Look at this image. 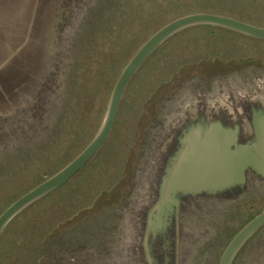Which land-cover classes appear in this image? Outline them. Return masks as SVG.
<instances>
[{
	"label": "rangeland",
	"instance_id": "obj_1",
	"mask_svg": "<svg viewBox=\"0 0 264 264\" xmlns=\"http://www.w3.org/2000/svg\"><path fill=\"white\" fill-rule=\"evenodd\" d=\"M68 1L17 0L16 11L30 15L31 20L34 18L37 40L46 39L47 60L48 46L52 45L62 8ZM90 1L71 5L72 22L63 32L62 45L68 57L53 78L55 82L50 85L45 105L38 112L28 110L14 119L0 121V215L88 145L102 122L120 72L167 19L212 10L264 26V0H144V7L137 6V13L132 12L129 18L114 15L103 21L99 19L102 23L99 35H104L106 42L101 48L123 51L111 62L92 56L84 65L78 62L77 43L73 42L85 33L86 19H93V14L98 17L100 8H95L105 0H96L99 3L92 8L88 6ZM11 6L12 3L0 2L1 11ZM142 14L141 19L150 21L151 26L139 32L138 17ZM125 20H130L132 25H125ZM115 30L123 36L122 40L112 38L110 33ZM10 35L11 24H8ZM41 52L42 48L31 58L39 57ZM150 59L130 84L105 147L84 173L73 178L74 192L67 194L63 188L59 194L60 223L76 216L83 208L94 207V210L86 230L68 223L70 227L62 233L59 247L65 241L69 246L59 248L57 264H74V260L77 264L81 254L88 256L86 264H140L135 255L134 218L148 199L152 167L162 141L169 134L167 124L189 106L216 103L227 108L241 107L264 80V40L225 29H187L168 40ZM12 72V65L0 72L3 87L10 84ZM22 78L28 79L27 68ZM62 80H65L63 88L59 86ZM3 93L15 96L8 87L5 92L0 89V112L9 107ZM261 94L257 99H264V88ZM23 158V162L13 161ZM248 186L241 195L234 189L231 191L236 193L234 196L200 197L203 205L195 200L190 202L191 208L179 222L185 264H219L235 234L264 211V182L254 180ZM63 207L67 208L62 211ZM79 236L81 240L90 237L92 249L80 250L81 254H77L78 249L73 245ZM71 247L74 255L65 260ZM2 259L3 255L0 263ZM235 264H264V228L244 247Z\"/></svg>",
	"mask_w": 264,
	"mask_h": 264
},
{
	"label": "water",
	"instance_id": "obj_2",
	"mask_svg": "<svg viewBox=\"0 0 264 264\" xmlns=\"http://www.w3.org/2000/svg\"><path fill=\"white\" fill-rule=\"evenodd\" d=\"M2 1L12 6L6 11L0 10V55L3 58L0 72L13 66L7 87L15 96L3 93V100L9 102V107L0 112V121L14 119L28 110H40L45 105L47 92L61 67L63 32L71 24L70 16L74 12L71 5L83 2L69 0L64 3L57 32L55 28L52 45L48 46L47 60L46 39L37 40L34 18L31 20L30 15L16 11L17 0ZM97 2L91 0L88 6L92 8ZM8 24L12 30L9 37ZM203 26L264 40V26L219 13L193 12L164 24L134 52L120 72L108 97L102 122L88 145L61 170L23 194L0 215V238L26 209L64 186L98 156L113 132L130 84L158 49L179 33ZM41 48V55L31 58ZM25 68L28 69L27 80L22 78ZM7 87L0 83L2 92ZM263 88L264 80L245 98L241 107L227 108L216 103L190 107L189 104L167 124L169 134L162 141L152 167L148 199L134 218L135 255L140 264H185L179 222L191 208L190 202L195 200L200 205L203 200L200 197L234 196L236 193L231 192L234 189L241 195L252 181L264 182V99H257ZM263 228L264 211L235 234L219 264H235L244 247Z\"/></svg>",
	"mask_w": 264,
	"mask_h": 264
},
{
	"label": "trees",
	"instance_id": "obj_3",
	"mask_svg": "<svg viewBox=\"0 0 264 264\" xmlns=\"http://www.w3.org/2000/svg\"><path fill=\"white\" fill-rule=\"evenodd\" d=\"M144 4V0H105L104 2H102V4L99 3L95 8H100L96 13L98 17L93 14V19H86V21L84 22V24H87L85 33L79 35V37L73 42V44L77 43V58L79 64H87L92 56L104 58L103 62L105 63L113 61L119 55V53L123 51V49L121 50L116 48L118 49V51H115L114 49L101 48L106 43L103 40L104 35H99L102 31V19H109V16L114 17V15L117 17L129 18L128 16H131L132 12H135L138 7H144ZM209 12H212V10H209ZM212 13L218 12L213 11ZM143 15L144 14L138 17V20L140 22L139 32H144L149 29L147 28L149 25L151 26L150 21L141 19ZM99 19H101V21ZM172 19L173 18L167 19L165 23L171 21ZM124 23L125 25H132L130 20H125ZM157 27L153 28V31H155ZM200 28H205L209 31L212 29H217L212 26H203ZM219 29L220 28H218V30ZM153 31L151 30L149 34H151ZM110 34L113 39L122 40L123 36L119 32H117V30L112 31ZM64 40L65 39H63L62 41ZM78 41L80 42L78 43ZM167 44L168 42H166L160 48V50ZM66 57H68V54H66L65 50L62 49L59 55V61L64 63ZM149 61H151V59ZM182 81L183 80L179 82V85ZM64 84L65 80H62L59 86L63 88ZM97 116L99 117L98 114ZM96 121L97 120L95 119V122ZM20 155L23 154L20 153ZM24 160L25 159L23 158L17 161H13L16 164L17 162H23ZM89 167L90 164L81 172L84 173ZM14 176L15 175H13V177ZM72 182L73 179H71L68 183H66L58 190L52 192L51 194L31 205L9 225L7 230L0 238V256L3 255V259L1 260L0 264H57L59 248L64 249L69 246V243L65 241L62 243L63 247L61 248V245L59 247V239L62 233L66 232L65 228L70 227L68 223H70L71 225L78 224L80 228L86 230L88 222L93 218L94 207L90 209L83 208V210H81L76 216H73L72 218H66V221H64L63 223H60L61 220H58L61 210V206H59L58 201L59 194L62 193L64 189L66 190L65 193L72 194L74 192V188H76V185L73 186ZM66 208L67 207H63L62 211ZM83 234H87V232ZM73 246H76L75 249H78L76 252L77 254H81L80 250L89 251V249H92L90 237L83 238L81 240V237L79 236ZM73 255L74 251L71 247L67 258L65 257V260H69L68 258ZM73 262L74 264H76V260H74ZM87 262L88 256L86 254H81V256H79L77 260V264H86Z\"/></svg>",
	"mask_w": 264,
	"mask_h": 264
}]
</instances>
